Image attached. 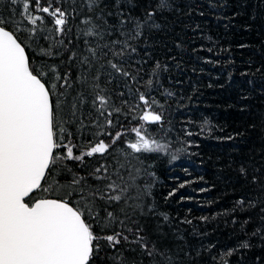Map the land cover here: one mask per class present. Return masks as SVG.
I'll use <instances>...</instances> for the list:
<instances>
[{"label":"snow or ice","instance_id":"6c2138e0","mask_svg":"<svg viewBox=\"0 0 264 264\" xmlns=\"http://www.w3.org/2000/svg\"><path fill=\"white\" fill-rule=\"evenodd\" d=\"M249 6L0 0V264H264V41L238 64L253 45L212 28ZM205 86L245 119L201 111ZM210 139L248 145L216 159L226 205L197 199Z\"/></svg>","mask_w":264,"mask_h":264},{"label":"trees","instance_id":"16d2710c","mask_svg":"<svg viewBox=\"0 0 264 264\" xmlns=\"http://www.w3.org/2000/svg\"><path fill=\"white\" fill-rule=\"evenodd\" d=\"M237 2H242V0H237ZM249 3L248 12L252 11L251 4L255 3V0H247ZM247 21L245 27L241 28L237 25L235 28L226 32L222 26L215 25L213 22V34H219L221 37L225 39V43L227 42H244L253 45L251 50L247 49H239L235 48L237 63L241 62L243 57L251 53H255L256 50L260 47L261 42L264 41V20L257 19L255 22L248 20V17L245 16L242 18V22ZM247 24H251V30L248 29ZM208 72L212 73V76L204 75L202 77V82L206 85L207 82L212 80V77L219 74L218 69H213L211 67L207 68ZM193 79H196V74H192ZM239 79V77H237ZM221 82H224V78L222 77ZM203 96L201 97L200 110L203 111L206 115L215 114L217 118V122L232 125L233 123H239L241 120L245 119L242 116L237 107L228 108V104H235V86H230L226 88H207L202 87ZM255 105H259V100L253 101ZM248 145L244 143L232 144V142H218L215 139L206 140L202 144V155H204V159L207 160V156L211 155L212 160L208 161L206 165L203 166L206 179L210 182L216 183L217 187L213 189L209 193L197 194V199L201 202H204L206 199H212L214 197H222L220 204L226 205L231 197L232 192L231 189L227 187L225 181L227 180V176L224 174H219L217 172L216 159L220 157L222 159H226L229 153L236 154L234 149H238L240 151H246ZM197 164H199V160L197 159ZM195 174V173H194ZM181 177H183V173H180ZM217 175H221L222 179H216ZM192 187L199 188L200 185H193ZM226 193V194H225ZM195 207V205H192ZM220 205H215L214 208L219 209ZM199 214L210 215L213 212V209L205 207L202 210H198ZM224 225H221V231H224Z\"/></svg>","mask_w":264,"mask_h":264}]
</instances>
